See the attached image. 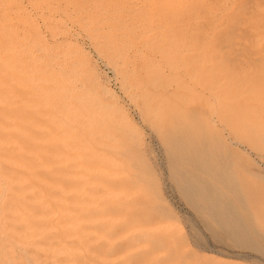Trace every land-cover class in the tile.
Returning a JSON list of instances; mask_svg holds the SVG:
<instances>
[{
	"label": "rangeland",
	"instance_id": "1",
	"mask_svg": "<svg viewBox=\"0 0 264 264\" xmlns=\"http://www.w3.org/2000/svg\"><path fill=\"white\" fill-rule=\"evenodd\" d=\"M0 264H264V0H0Z\"/></svg>",
	"mask_w": 264,
	"mask_h": 264
},
{
	"label": "bare ground",
	"instance_id": "2",
	"mask_svg": "<svg viewBox=\"0 0 264 264\" xmlns=\"http://www.w3.org/2000/svg\"><path fill=\"white\" fill-rule=\"evenodd\" d=\"M147 1V0H146ZM139 2V1H138ZM130 3V2H129ZM134 4V3H133ZM135 5V4H134ZM137 6V5H136ZM138 9H139V7H138ZM104 91H105V93L108 95V97H110V98H112V97H114L113 96V94L109 91V90H107V89H104ZM84 104V103H83ZM80 108V111H78L77 112V116H78V118H82V117H85V116H91L92 115V113H93V110L94 109H96V108H93L92 109V106H86V107H79ZM70 108L69 107H66V106H61L60 108H57V109H55L56 110V112H57V114H59L60 116H62V118H63V116L65 115V114H67L66 112L69 110ZM101 109V108H100ZM102 112V111H101ZM40 115V114H39ZM41 117H43V118H47V117H45V116H41ZM65 117V116H64ZM78 118H76V119H74V120H72V121H69V122H66L70 127H72V128H74V129H76L77 127L79 128L80 127V124H82L81 123V121H80V119H78ZM62 126H64L65 124L63 123V124H61ZM90 131V133L92 132L91 130H89ZM83 135V134H82ZM82 139V136H80V138H78L77 139V141H80ZM80 144V142H78L77 144H76V146H78ZM77 168V167H76ZM82 169H84V168H82Z\"/></svg>",
	"mask_w": 264,
	"mask_h": 264
}]
</instances>
